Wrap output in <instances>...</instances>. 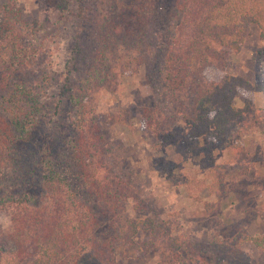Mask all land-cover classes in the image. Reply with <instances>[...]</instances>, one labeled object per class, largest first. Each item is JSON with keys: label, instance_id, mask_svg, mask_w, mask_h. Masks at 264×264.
Masks as SVG:
<instances>
[{"label": "rangeland", "instance_id": "rangeland-1", "mask_svg": "<svg viewBox=\"0 0 264 264\" xmlns=\"http://www.w3.org/2000/svg\"><path fill=\"white\" fill-rule=\"evenodd\" d=\"M122 1L131 5L134 0ZM163 1L172 4L175 0ZM7 3L27 21L57 24L62 32L50 48L58 61L57 74L38 132L41 139L55 132L56 158L66 169L70 186L62 184L37 207L0 206V233L12 231L23 218L41 219L43 212L42 218L51 217L50 221L61 225L58 235L71 241L66 257L56 264H205L208 259L214 264H264V249L250 238L264 237V115L247 116L240 139H231L227 146H222L224 139L218 140L212 148L214 165L202 151L189 149L190 127L180 115L182 103L190 105L192 98L181 94L168 108L152 111L162 64L158 33L165 27L157 32L160 26L152 15L138 18L129 12L124 17L128 36L116 45L117 57L109 56L111 77L102 84L89 82L83 91L86 119L81 135L87 153L80 162L69 156L66 163L63 146L75 136L67 115V82L87 77L99 45L93 0H68L64 14L50 0H0V18ZM140 27L147 30L146 38L134 39ZM102 60L96 61L98 66ZM226 72L253 85L264 79V39L258 26L251 27L238 52L229 54ZM209 74L212 77L214 69ZM253 97L255 106L264 108L263 93L255 91ZM245 99L237 95L235 105L243 107ZM164 133L172 134L168 141H163ZM208 142L206 136L201 137L202 145ZM231 145L243 146L255 155L251 163L258 174L254 178L247 173L251 167L247 170L233 155ZM30 177L40 181L37 172ZM106 189L118 195L111 200ZM93 209L99 223L96 231L91 225ZM154 213L170 221L171 235L181 241L180 248L173 250L170 240L148 253L127 257L125 242L115 238L110 262L108 253L93 245L96 238L116 237L114 222L120 215L136 220ZM143 237L139 232L133 238L140 242Z\"/></svg>", "mask_w": 264, "mask_h": 264}, {"label": "trees", "instance_id": "trees-1", "mask_svg": "<svg viewBox=\"0 0 264 264\" xmlns=\"http://www.w3.org/2000/svg\"><path fill=\"white\" fill-rule=\"evenodd\" d=\"M152 1L153 4L151 0H134L127 5L122 0H93V22L99 45L92 55L95 64L87 77L77 83L67 82V115L75 136L67 138L68 147L63 146L66 152L62 158L66 163L69 156L80 162L81 156L87 153L81 135L86 119L83 91L87 83L102 84L111 77L113 65L109 56L117 57L116 45L128 36L124 17L130 13L138 18L145 13L152 15L160 26L157 32L165 27L158 33L163 47L162 64L152 111L168 108L181 94L192 98L190 105L182 103L180 115L190 127L186 136L189 149L202 151L214 165L212 148L216 142L224 139L222 146H227L231 139H240L246 129L245 118L264 115V108L256 107L253 97L255 91L264 95V79L260 77V83L253 85L226 72L229 54L240 50L253 25L259 27L260 37L264 39V0H195V4H188L186 0H175L172 4ZM50 2L63 14L68 11V0ZM3 12L0 18V206L37 207L48 193L62 184L70 186L66 169H62V162L56 158L55 132L43 139L38 132L57 74L58 61L50 48L62 32L57 24L27 21L10 3L4 4ZM139 31L140 35L134 39L146 38L147 30L140 27ZM143 44L141 41L139 45ZM137 48L141 57L142 47ZM47 53L50 58L46 57ZM101 58L103 65L98 66L96 61ZM213 69L211 77L209 72ZM239 94L246 98L243 107H237L234 102ZM164 136L163 141H168L172 134L164 133ZM203 136L209 139L207 145L201 144ZM230 147L246 169L251 167L247 173L254 178L258 174L252 166L255 155L243 146ZM36 172L40 181L29 180ZM105 192L111 200L118 195L112 189ZM40 213L41 219L23 218L25 222H15L12 231L0 233V264H56L64 260L71 241L58 235L61 225L50 221L51 217L42 218L43 212ZM92 213L91 225L96 231L98 216L94 209ZM114 224L116 237H100L92 242L108 253L106 259L110 262L115 238L125 242L127 257L148 253L160 242L171 240L175 244L173 250L182 246L171 235L170 221L156 213L136 220L120 215ZM139 232L144 234L140 242L133 238ZM250 238L264 249V237ZM223 240L219 237V241ZM209 260L205 264H214Z\"/></svg>", "mask_w": 264, "mask_h": 264}]
</instances>
